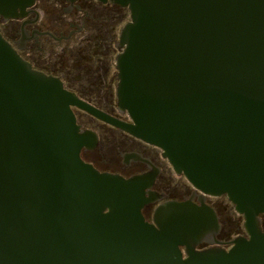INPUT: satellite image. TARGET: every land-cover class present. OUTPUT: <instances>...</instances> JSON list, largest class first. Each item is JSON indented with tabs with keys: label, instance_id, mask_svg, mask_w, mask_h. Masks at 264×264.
Returning <instances> with one entry per match:
<instances>
[{
	"label": "water",
	"instance_id": "95a60500",
	"mask_svg": "<svg viewBox=\"0 0 264 264\" xmlns=\"http://www.w3.org/2000/svg\"><path fill=\"white\" fill-rule=\"evenodd\" d=\"M32 1L0 0V16ZM110 1L130 12L116 55L129 122L33 69L0 34V264H264V0ZM71 104L160 148L202 193L225 195L247 236L196 249L215 214L183 202L145 221L150 178L82 161L95 136L79 132Z\"/></svg>",
	"mask_w": 264,
	"mask_h": 264
},
{
	"label": "flooded vegetation",
	"instance_id": "af4514ba",
	"mask_svg": "<svg viewBox=\"0 0 264 264\" xmlns=\"http://www.w3.org/2000/svg\"><path fill=\"white\" fill-rule=\"evenodd\" d=\"M129 18L127 7L110 0H33L19 10L17 18L0 16V34L33 69L58 79L84 103L129 122L127 114L118 111L116 96L117 43L119 31ZM70 108L79 132L95 136L93 145L81 147L82 161L99 172L150 178L144 182L148 201L140 209L145 221L153 222L159 205L183 202L209 207L215 214L214 223L196 243V249L208 247L211 241L228 248L236 236H247L243 215L225 195L202 193L174 171L157 146L74 104ZM260 217L264 231V214ZM179 248L184 257V246Z\"/></svg>",
	"mask_w": 264,
	"mask_h": 264
}]
</instances>
